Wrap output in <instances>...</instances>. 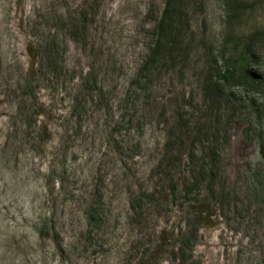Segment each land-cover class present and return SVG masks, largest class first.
<instances>
[{
	"label": "rangeland",
	"instance_id": "1",
	"mask_svg": "<svg viewBox=\"0 0 264 264\" xmlns=\"http://www.w3.org/2000/svg\"><path fill=\"white\" fill-rule=\"evenodd\" d=\"M166 2L0 0V264H264V0ZM248 37L263 85L209 93Z\"/></svg>",
	"mask_w": 264,
	"mask_h": 264
},
{
	"label": "trees",
	"instance_id": "2",
	"mask_svg": "<svg viewBox=\"0 0 264 264\" xmlns=\"http://www.w3.org/2000/svg\"><path fill=\"white\" fill-rule=\"evenodd\" d=\"M179 1L180 0H167L163 13L155 25V31L157 33L156 35L159 37V40H166L176 30L177 24L180 21V17H178ZM242 8L243 5L241 3L235 1H229L228 3V14L225 20V25L231 34L233 32L232 26L235 25L240 19ZM256 34L260 35L258 32ZM233 44L235 48H241L243 51L239 50L235 60L228 61L225 59L221 63L222 65L218 70L217 77H211L209 79V93L221 91L224 86L231 84H246L247 87H249L253 92H257L259 87L263 85L259 74L255 73L253 68L250 66L251 58L255 57L251 48L252 37H248L243 42H241L240 39L235 40ZM155 54L156 48L151 53L149 60L144 63L143 68H146V65L149 67L150 63L154 62ZM205 151L206 150L203 149V153H205ZM215 157V151H209V153L204 155V158L202 159L204 162L200 164L198 171L195 175H193L191 184L188 183L185 187L186 194H190L192 188L199 189L203 180H207L208 188H211L214 180V168H216L217 164L215 161H213ZM207 159L209 160L208 162L206 161ZM185 240L186 239H183L182 236L180 245L174 254L175 258H177L180 254L182 255L184 249L190 248L191 240ZM183 261H185V259H183Z\"/></svg>",
	"mask_w": 264,
	"mask_h": 264
}]
</instances>
